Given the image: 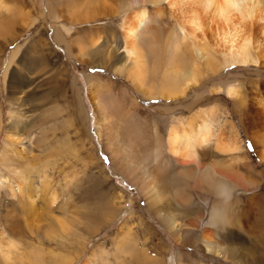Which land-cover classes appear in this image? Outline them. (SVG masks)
Returning <instances> with one entry per match:
<instances>
[{
    "label": "rangeland",
    "instance_id": "374dc122",
    "mask_svg": "<svg viewBox=\"0 0 264 264\" xmlns=\"http://www.w3.org/2000/svg\"><path fill=\"white\" fill-rule=\"evenodd\" d=\"M0 1L5 5L2 10L0 9L1 16L6 14V8L18 7L23 12L29 11L37 17V20L30 27H25L24 31L19 32L20 34L16 39L0 38V150H4V142L9 132L22 138L21 143L10 145L8 148L10 153H7L6 158L0 157V173L9 175L12 179L9 188L0 189V241L11 242L10 245L13 243L15 248L17 247L18 253L22 254L21 258L25 259L24 264H54L56 259L49 255L50 251L67 255L68 259L71 258L70 264H144L142 260L136 258L143 253L157 258L160 264H234L229 262L231 260L228 261L220 256L201 254L199 251L181 245L174 236L175 241H173L169 236L170 230L160 222L159 215L155 214L156 212L148 206L149 201L146 200V197L140 192L138 194L139 190H134L137 185L133 184L135 186L133 187L124 178L117 176V172L120 174L121 172L117 168L116 161L107 157L104 144L98 137L97 113L89 96L91 91L88 88V78L100 83V94L101 92H111L115 97L117 95L124 97L125 92L130 96H137L138 93L131 83L124 76L114 73L109 62L102 66L97 60L82 61L81 58L75 57L77 56L75 51L72 53L73 55L69 56L65 44L55 39V30L59 23L48 18V0H34L35 4L32 3V0ZM52 1L54 3L55 0ZM61 2L63 6L66 3L64 0ZM106 3L116 6L117 0H106ZM141 3L149 9L157 6L145 0H141ZM158 6L164 9L163 32H166L167 29L173 30L175 28L174 19L170 18L168 4L161 3ZM59 10H61L59 11L61 15L60 24H65V19L62 17L64 15L63 9L59 8ZM122 16L123 14L118 12L117 16L100 17L90 23L70 24L67 20V24L72 29V35L74 32L75 37H82L83 39L86 33L84 28H89V33H93V31L97 33L96 31L99 32L102 28H109L101 31L102 37L99 39L101 40L100 45H102L106 44L108 40L110 41V38L117 42L121 36L118 22ZM259 23L254 22L251 26L249 24L245 26L251 36L259 38L262 42L259 52H257L258 63L246 66L231 65L220 69L213 76L201 78L200 83L187 92V98L180 100L181 103L184 102L188 106L191 101H194V95H198L199 98L195 100L196 102L194 101L193 106L195 107L192 112H195L199 106H202L203 110H207V105H213L216 110L219 106L215 105V102L219 97L222 106L226 107L223 116L227 119L229 118L227 115L230 114L236 122L237 116L232 113L234 105L231 100L214 90L218 86L232 84L237 87L235 98L243 96V99H234V101L237 107L245 111V118L253 120L261 113V105L257 101H264V62L259 56V53L264 51V34L260 31ZM18 29L20 31L21 27L18 26ZM106 32H111L110 35L113 37L108 36ZM208 39H211L209 35ZM120 44L117 42L115 48L117 49ZM16 46H20V50L4 79V70L8 64L10 53ZM92 49L94 51H90L91 57L97 56L96 54L101 51L100 47L97 49L92 46ZM216 50L217 60H220L223 48L216 47ZM40 53L44 61H42L43 69L38 68V72L35 73L33 69L41 65ZM117 60H122V54L118 52ZM55 74L56 79L53 83L51 80ZM100 97L101 103L107 104L104 108L116 118L117 124H130L129 118L125 115L123 116L124 119L117 116V109L119 110V108L110 100L111 94H102ZM114 100L117 101V98H113ZM141 100L143 106L147 105L151 108L150 114L157 117L152 107L159 105L160 101L163 102V100ZM13 104L15 111L11 121V119L7 120V115L9 106ZM123 105L126 108L129 107V104ZM52 107H55L54 111L49 112L51 115L48 116L47 111H52ZM57 108H59V112L55 111ZM186 112L188 118L190 110L187 111L186 109ZM69 119H72L71 124L67 123ZM65 130L67 131L65 132ZM240 135L245 140L242 131H240ZM245 148L253 154L254 148L248 141L245 142ZM70 149H74V151L68 152ZM87 154L91 163L83 166L84 163L81 162V158ZM253 159L255 160L254 156ZM22 162L26 163L27 166L29 162L34 163L30 172L25 174L24 167H19ZM40 163L43 167L37 165ZM255 164H257V168L262 169L260 162ZM4 165L6 168L1 167ZM13 167L18 168L17 173L12 172ZM201 168L202 165H198L195 171L200 173ZM196 177L197 175H192V177L185 179L190 182ZM70 178L72 183L68 182ZM26 180L31 181L35 189L32 195L34 199V211H31L32 213H28L25 191L20 188V184ZM43 180L47 181L49 193L52 190L57 192L59 197L57 201L67 200L66 203L68 204L72 200L79 204L89 201V213H95L99 209V205L105 196L112 198L117 195L119 207L117 217L109 219L107 216L106 220L101 223L95 222V224L88 220L87 223L92 224V226L87 234L84 233L83 236L80 231L82 234L80 240L83 243H80L79 239L73 241V237L70 238V236H68L69 241H64L63 244H60L61 241L48 240L45 233V237H42L38 230L29 228V225L34 222L32 217L36 214V219L41 214L40 218L43 223L55 226V222L60 218L59 211L61 210L58 208L53 209L57 210L52 214L54 218L44 214L48 208H45L46 201L43 200L42 193L39 192V185L44 187L40 183ZM18 181L20 184L17 183ZM263 184L258 186L262 190L264 189ZM185 197H187L185 203L181 199L183 206L191 201L190 197ZM70 205L73 206L74 204ZM202 205L203 201L200 203L201 207ZM190 212H194V208ZM185 213V211H181L182 215ZM204 219L205 217H203ZM122 225H124L122 231L127 232L128 230L132 235L129 242V253L127 254H117L116 251L117 233ZM216 232L219 233V229ZM129 237L130 235H127L125 240L128 241ZM233 241L234 238L232 237V244H234ZM15 258V264H20V260ZM0 264H2L1 257ZM253 264H264V262Z\"/></svg>",
    "mask_w": 264,
    "mask_h": 264
},
{
    "label": "bare ground",
    "instance_id": "6f19581e",
    "mask_svg": "<svg viewBox=\"0 0 264 264\" xmlns=\"http://www.w3.org/2000/svg\"><path fill=\"white\" fill-rule=\"evenodd\" d=\"M145 1H149L157 6H154L153 9H149L146 5H142L141 0H117L116 6L107 4L106 0H75L73 5L68 4L66 6V10L71 11L73 19L78 22L86 21V23H90L100 17L108 18L115 9L116 14L118 12L123 14L121 20L118 22L121 36L117 40L118 43H121L119 47L117 46V52L122 54V60H117L111 63V65L114 71L122 73L127 77L139 94L145 97L150 96L156 98L180 99L183 96L187 98V92L198 85L201 78L204 79L213 76L220 69L231 65L246 66L258 63L259 58L257 57V52H259L262 42H260L259 38L251 36L245 29V26L246 24L251 26L254 22H260V31L264 34V0ZM161 3L168 4L170 18L174 19L173 24L175 28L173 30L167 29L166 32H163L162 22L164 9L158 6V4ZM4 7V3L0 1V9L2 10ZM5 13L4 16L0 15V38L2 39L9 38L8 36L16 34L19 30L17 27L10 25L20 23L29 27L32 23V13L29 11H27L28 15L18 7H8L5 9ZM93 33L90 34V38H87V40L89 39L90 44L94 45L97 49L99 47L102 49L106 47V45L110 47L116 46L117 42L114 40L100 45L101 42L99 38H101L102 35L96 33V35H98L96 36ZM110 34L111 32H109V36L113 37ZM208 35L211 39H208ZM216 47L223 48V50H221L222 58L220 60H217L216 57ZM80 51L84 54L87 53L85 48H80ZM99 55H101V51L97 54V56ZM259 56L264 62V51L259 53ZM112 58L113 54L106 53L102 57V60L104 63H107ZM88 84V88L91 91L89 96L94 103L97 113L96 127L99 134L98 137L103 142L107 154L109 157L113 158V160L126 157L125 160L120 163H117V161L115 162L117 168L120 170L121 174L126 176L133 184L137 185L139 192L149 201L148 206L151 210L156 212L155 214L159 215L160 222L167 225L170 233L177 238L176 240H180V237H182V228L173 218L178 213H181V210H175L172 207V201H174V204L178 205H181V199L184 201L183 203L187 201L186 195L181 192V190L185 188L184 183L180 184V188L177 187V180L174 181L173 177L167 176L162 170L159 172L147 162L146 159L150 152L149 149L143 154L138 146L129 142L125 136V132H128L130 129V124L127 123L126 129L120 127L119 124H117L116 118L111 116L104 108L107 104L101 103L100 96L110 93L101 92L100 94V83ZM214 90L235 100L243 99V96H241V98H235L237 87L232 84L218 86ZM195 97H198V95H194V98ZM110 100L117 105L116 101H113L112 95ZM257 102H260L261 113L254 117L253 120L257 125L259 124L264 127V104H262L264 101L258 100ZM209 107L211 109H209ZM201 108L203 107L201 106ZM58 109L59 108L55 111L59 112ZM129 110L131 111V108ZM220 115V110H215L213 105H207V110H204L201 117L197 118L194 115L190 116L187 119V123L189 124L187 125V131L185 133L186 147H182L179 150L170 147L169 151L175 155V158L178 157L180 160L179 162L183 165H187L191 163V161L196 162L199 156L196 147L202 142L207 143L208 141H212L213 138H215V148L219 151L223 153L233 151L235 148H231V146L225 142L227 139L225 134L226 131H224L226 126L223 127V125H226V122L223 123L221 121L222 118ZM11 118L12 112L10 111L8 119ZM245 120H248V118H245ZM67 123L71 124L72 119H69ZM263 127L256 132H251L257 145L264 143V138L263 141L260 139L264 135ZM176 133H179L177 127L172 125L170 134L173 135ZM21 139V137L9 132L4 142V150H0V157L6 158L7 153H10L8 149L10 145L21 143ZM170 140L174 141V137H171ZM244 141L246 142L248 140L245 139ZM202 147L203 146H201V148ZM74 149H70L68 152H71V150L74 151ZM88 157L81 158V162L84 163L83 166L91 163V159ZM259 159L264 162V150L263 153L260 154ZM37 165L43 167L41 163ZM33 166L34 163L30 162L28 166L23 162L19 165L20 168L24 167L25 174L30 172ZM1 167L6 168V165ZM219 167L222 172L217 169V165L211 166L207 164L200 173H197L195 168H187L180 173H183L184 176L182 177L185 178L197 175L195 183L200 182L201 178H210V184L212 183L216 190H218V193L227 199L231 187L224 182L225 180L223 183L219 182L226 174V170L221 166ZM12 172L17 173L18 168L13 167ZM211 172L215 177H209ZM96 181L99 182L98 180ZM68 182L72 183V179L70 178ZM17 183L20 184L19 181ZM40 183L43 184L44 187L39 185V192L42 193L43 200L46 201L45 208H48L44 214L53 217L52 214L57 211L53 209L58 208L61 210L59 211L60 218L55 222L56 226L50 225L43 223V220L40 218L41 214L38 219H36V212V215L33 217L31 216L34 222L29 225V228L38 230L42 237H45V233L48 240L61 241L60 244H63L64 241H69L68 236H70V238L73 237V241L79 239V242L83 243V241L80 240L82 237L81 232L84 236V233L87 234L92 226V224L87 223L88 220L95 224V222H103L106 220L107 216L109 219L117 217V211L119 210L117 195H114L112 198L105 196L103 202L99 205V209L95 213H89V201L79 204L72 200L70 204H74L73 206L66 203L67 200L64 201L62 199V201H57V199H59L58 194L54 190L49 193L47 181L43 180ZM11 184V177L0 173V189L5 187L9 188ZM185 185H187V183H185ZM169 186H172V188L170 189ZM20 188L25 191L26 203L29 208L28 213L31 211L33 212L34 199L32 195L35 189L32 182L26 180L20 184ZM191 201L187 202L188 204L185 205L189 206ZM153 206L159 207V209H154ZM216 208L217 207H213V215L216 214ZM224 210H221L219 214H223ZM104 211L105 213H102ZM213 215L211 218H213ZM221 220L223 222V220H225L224 217ZM122 227H124V225L119 228V232L117 233V254L129 253V242L132 239V235L129 231H122ZM126 233L130 235L128 241L125 240L127 238ZM10 243L11 242L5 243L0 241V257L2 264H15V257L20 260V264H24L23 261L25 259L23 260L21 258L22 254L20 252L18 253L17 247L15 248L13 243L12 245H10ZM205 244L207 246L209 243ZM202 249L205 252H207V250H209V252L213 251L215 255L226 260H233L229 258V253H227V251L230 250L232 251L231 254H234L233 261L240 264H249L250 262L253 263L257 261L250 250L249 254L251 256H248L247 249L242 257L239 252V247L227 249L218 246V248ZM49 255L56 259L54 264L71 263V258L68 259V256H64L62 253L50 251ZM136 258L142 260L144 264H160L157 258L148 256L145 253L138 255Z\"/></svg>",
    "mask_w": 264,
    "mask_h": 264
},
{
    "label": "crops",
    "instance_id": "0c3cea01",
    "mask_svg": "<svg viewBox=\"0 0 264 264\" xmlns=\"http://www.w3.org/2000/svg\"><path fill=\"white\" fill-rule=\"evenodd\" d=\"M61 1L62 0H55L54 3H52V0H48L49 6L47 8V15L50 20L52 19L53 22L59 23L55 30V39L65 44V48L66 50H68L67 54L71 56L73 55L72 53L75 51L77 54V56L75 57L81 58L82 61L89 62L90 60H97L100 61V64L102 66L108 64L109 62L110 68L114 73H116L117 75L124 76L122 73H117V71H114L113 66L111 65V63L117 61V49L115 48V46L110 47L106 45V47L101 49V55L95 56L96 58L91 57V52L94 51L92 49V46L94 45H91L90 42L88 43L89 39L87 40V38H90L91 34L89 33L90 31H88L89 28H84L86 29L84 30L86 31L84 39L82 37H75L74 32V35L71 34L72 29L68 27L67 20H69L70 24L82 22L86 23V21H75L73 19L72 12L66 10V6L68 4L73 5V3H75V0H64V2H66L64 6L61 5ZM32 3L35 4L34 0H32ZM59 8L63 9L62 12L64 13V15H62V17L63 19H65V24H60L61 15L59 14V11L61 10H59ZM24 13L28 14L26 11H24ZM110 15L117 16L116 9ZM40 16H42L41 13ZM31 19L32 23L30 25H32L34 21L37 20V17L32 15ZM10 26H14L17 28L18 26L21 27V30H18L16 34L8 36L9 38H11V40L16 39V37L28 27L20 23H14ZM102 29L107 30L109 28L105 27ZM102 29L99 32H96L100 35L101 31H103ZM93 32V34L96 35L95 31ZM99 41L101 42L100 39ZM110 41H112L111 38ZM110 41L108 40L106 43ZM19 48L20 46H16L15 49H13L10 53L8 64L4 70V79L7 75L10 66L15 61L16 55L20 50ZM80 48H85L87 50V53H81ZM106 53L113 54V58L110 59L107 63H104L102 57ZM41 56L42 54L39 57V60L41 61L40 67H35L33 69L35 70V73L38 72V68L41 70L43 69L42 63L44 61ZM125 78L130 83L127 77ZM55 79L56 74L53 76L51 82L54 83ZM88 83H96V81L92 78H88ZM109 93L113 96V98H117L116 104L119 108V110L117 109V116H121L123 118V116L125 115L129 118L130 129L128 130V132H125V136L129 140V142L136 144L141 150V152H143V154L145 151H148L147 149H149L150 152L149 155H147V162L159 172L160 170H162V172L166 173L167 176L173 177L174 181L177 180V187L180 188V184L184 183L185 188L182 189L181 192H183L184 195L190 197V199L192 200L191 204L189 203V206L174 204V201H172V207L175 210L179 209L181 211L186 212L184 215L178 213L173 218V220L178 222V224L182 228V237H180L178 243L192 248L197 252L199 251L201 254L207 253L212 254L214 256H217L214 254L215 252H209L207 248H218V246H221L227 249H231L239 247V252L242 257L244 256V253L247 249L248 256H251L249 254L250 250L253 253L252 255L254 256V258L257 259V261L253 263L264 262V189L262 190L260 189V187H258L259 184L264 183V162L259 159L260 154L263 153L264 150V143L258 144L259 147H257V144L254 141V138L252 137L251 133L252 131L256 132L257 130H260L263 126H260L259 124L257 125L254 120H245V111H242L241 108L237 107L234 99L224 94L226 98H229L231 100V103L234 105L232 113L236 114L237 116V118H235L236 122L234 121V118L230 116V114L227 115L229 116V118L227 119L223 116L226 107L222 106L219 97L215 102V105L219 106L216 110L221 111V121L223 123L226 122V125H223V127L226 126V129H224V131H226L225 134L227 136L225 142L230 145L231 148L235 149H233V151L231 152L223 153L215 148V138H213L212 141H208L207 143L202 142L196 147V150L199 153L196 162L191 161V163L183 165L181 162H179L180 160L178 159V157L175 158V155H173L169 151V149L170 147H172L174 149L179 150L182 147H186L185 133L187 131V125L189 124L187 123V119L193 115L197 118L201 117V114L204 113V110L203 108H201V106L197 107V110H195V112H192L193 108L195 107L193 106V104L196 102L195 100H197L199 96L194 98L195 102L191 101L187 106L185 105L186 103H181L182 100L186 99L185 96L180 99H170L162 97L156 98L150 96L145 97L139 94L138 92L137 93L139 95L137 94V96H130L128 93L125 92L124 97H122L121 95H117V97H115L113 93ZM141 99L163 100V102L160 101L159 105L152 107V109L155 110L154 114H156L158 118L154 117L153 114H150L151 108L147 105L143 106L141 103ZM123 104H129V107L126 108ZM52 108V111H47L48 116L51 115L50 113L54 111L55 107ZM130 108L131 111L129 110ZM186 109L187 111L190 110V113H188V118ZM209 109L211 108L209 107ZM122 110H124L125 112ZM132 110H134L135 112ZM10 111L12 112V121L15 111L14 104L9 106L7 119L9 118ZM172 125L174 127H177V131L179 133L173 135L170 134V129ZM119 126L124 127L126 129L127 123L119 124ZM66 131L67 130H65V132ZM240 131L243 132L245 139L248 140L250 145H252V148H254L253 154L251 151L246 150L245 141L242 139L243 137L240 135ZM171 137H174V141L170 140ZM263 138L264 135L260 138L261 141H263ZM201 146L203 147L201 148ZM88 156L89 155L87 154V156L85 157ZM253 156L255 160L253 159ZM107 157L109 158V155H107ZM122 158L124 159L122 160ZM125 158L126 157H121L120 159H117L119 161H115H117V163H120L121 161H124ZM256 162H260L262 169L257 168V164H255ZM207 164L211 166L217 165V169H219V171L221 172L222 170L219 166L223 167L226 170V174L222 179L219 180V182L223 183V181L225 180L224 182L231 187L227 199H225L224 197H222V195L218 193V190H216L212 183L210 184V178H201L200 182L197 183H195L196 180H191L190 182H188L185 177H182L184 176V174L180 173L183 172V170L185 171V169L187 168H196L198 165H202L203 170L204 167L207 166ZM117 176L124 178L126 182L135 187V184L133 185V183L124 175L117 172ZM175 176L177 179L175 178ZM210 176L212 178L215 177L212 172L209 177ZM185 183H187L186 186ZM193 185L194 187H192ZM169 187L170 189L172 188V186ZM134 190L138 191L137 186L134 188ZM140 197L142 196L140 195ZM202 201L203 205L201 207L200 203H202ZM153 207L154 209H159V207ZM213 207H217L215 215H213ZM193 208L194 212L189 213V211H192ZM221 210H224L223 214H219ZM212 215L213 218H211ZM219 215L223 216L220 217ZM203 217H205L204 220ZM223 217L225 220H223L222 222L221 219H223ZM163 225L168 228L166 224ZM218 229L219 233L216 232V230ZM169 236L173 241H175V235L171 233L169 234ZM232 237L234 238V244H232ZM205 243L209 244L206 246ZM202 248H205L207 252H205ZM231 252L232 251L230 250L227 251V253H229L228 256L229 258L234 260V254H231ZM233 260L228 261L234 264H240L236 263ZM253 263L250 262L249 264Z\"/></svg>",
    "mask_w": 264,
    "mask_h": 264
},
{
    "label": "trees",
    "instance_id": "16d2710c",
    "mask_svg": "<svg viewBox=\"0 0 264 264\" xmlns=\"http://www.w3.org/2000/svg\"><path fill=\"white\" fill-rule=\"evenodd\" d=\"M250 151V150H249Z\"/></svg>",
    "mask_w": 264,
    "mask_h": 264
}]
</instances>
